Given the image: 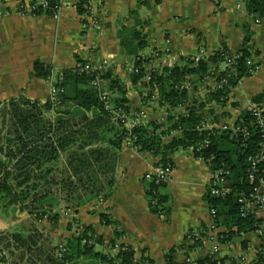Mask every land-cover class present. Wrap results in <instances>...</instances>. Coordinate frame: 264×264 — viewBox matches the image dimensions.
I'll return each instance as SVG.
<instances>
[{"label": "crops", "instance_id": "crops-1", "mask_svg": "<svg viewBox=\"0 0 264 264\" xmlns=\"http://www.w3.org/2000/svg\"><path fill=\"white\" fill-rule=\"evenodd\" d=\"M35 1L0 0V108L13 98L40 104L50 101L51 84L35 76L33 65L44 64L56 75L62 69L74 68L77 59L109 69L126 87L131 109L140 108L143 103L138 98L139 83L134 85L131 81L135 56L127 53L123 44L133 31L144 36L146 47L138 54L151 59L145 65L149 69L182 66L195 58L205 61L223 48L234 55L244 46H252L259 52L253 58V62L259 63L258 70L231 88L227 106L217 108L216 114L225 113L220 123L231 126L240 110L252 105L259 94L263 95L264 108V18L256 22L258 17L246 9L248 0H83L88 8L83 6L82 15L77 10L79 0H65L51 14L31 9ZM215 87V79L206 77L192 91L203 99ZM231 103L239 107L232 108ZM67 106L69 110L74 107L71 103ZM155 114L148 120L164 125L165 113ZM44 118L53 121V111L44 113ZM171 160L172 172L162 190L167 195L168 218L150 212L145 193L149 182L146 175L155 174L158 160L127 143L120 148L111 194L102 204H87L75 211L58 207L42 219L36 218L35 212L21 210L20 205L0 207V250L8 264L17 263L12 254H23L22 249H15L18 244L12 236H47L54 251V246L72 236L76 227H91L103 241L98 247L101 252L109 253L107 246L112 241L130 246L136 264H165L171 249L175 264H183L186 258L196 262L206 256L216 261L245 258L250 264L257 259L260 248L264 256V225L261 232L241 234L226 244L218 243L216 238L209 240L213 220L205 196L210 170L203 160L185 151L175 152ZM62 166V155L56 161L44 163L35 171L36 180L26 185L53 187V182L59 181ZM259 189L264 195V182ZM32 196L31 193L25 201ZM102 214L109 224L101 220ZM257 217L264 221V210ZM70 224L73 230L68 227ZM201 228L207 229V238L199 249L189 250L188 234ZM220 231L218 228L216 232ZM2 237L7 247L1 243ZM110 252L114 255L115 250Z\"/></svg>", "mask_w": 264, "mask_h": 264}, {"label": "trees", "instance_id": "trees-1", "mask_svg": "<svg viewBox=\"0 0 264 264\" xmlns=\"http://www.w3.org/2000/svg\"><path fill=\"white\" fill-rule=\"evenodd\" d=\"M84 5L85 2L79 0L77 10L81 15L85 11ZM55 6V0H51L46 12L51 14ZM246 9L250 14L264 18V0H248ZM129 35L131 38H124L123 44L128 48L127 53L135 56L132 84L139 83L142 89L148 91V97L155 93L154 97H158L160 105L168 111L180 110V113L167 117L169 126L166 128L158 122L143 120L128 125L132 109L126 87L113 77L109 69L84 70L85 66L92 67V64L77 59L74 68L62 69L55 75L53 86L58 92L59 106L52 101L40 104L13 98L0 108V125L6 126L4 135L0 129V207L20 205L21 210L35 212L36 218L42 219L45 213L61 207L62 203L65 210L75 211L92 201L107 199L114 184L122 142L129 139L130 147L147 152L158 160L157 168L173 167L172 154L185 151L203 160L210 172L217 174V180L223 181L218 186V195H212L210 189L205 196L214 211L212 225L216 231L221 229L216 232L218 243L226 244L241 234L261 232L264 221L252 212L242 216V204L238 200L248 198L264 176V160H258L264 152L263 95L259 94L252 100V105L261 108L260 113L242 109L231 126H218L226 114H216L217 108L227 106L231 88L242 78L250 76L259 65L253 62L259 52L248 45L232 55L223 48L205 61L187 60L184 65L169 69H146L145 65L151 59L138 54L146 47L144 36L139 31ZM222 64H225L224 70L220 69ZM33 72L43 80L52 76L51 69L41 63L33 65ZM190 77L198 80L212 77L216 87L203 100L191 101L189 86L184 85ZM104 92L108 94L109 109L105 108L102 100ZM69 103L74 106L72 110L67 106ZM63 107H66L65 110ZM231 107L239 106L231 103ZM52 111L53 121L46 120L44 113ZM120 111L126 117L121 116ZM61 155L64 166L58 173L59 181L53 182V187L26 185L36 180L37 169L46 162L60 159ZM11 164L13 170H10ZM49 174L50 171H47L46 175ZM250 174L254 179L252 182L248 178ZM148 181L145 193L150 212L168 218L167 195L162 193L165 182L155 178ZM31 193L30 201H25ZM100 218L110 223L104 214ZM68 227L71 229V225ZM12 237L18 244L15 249L23 250L21 257H26L24 255L36 245L31 235L17 234ZM204 238H207L206 228L190 232L188 249L200 248ZM102 245L101 237L91 227L79 228L65 241V251L60 256L55 254L56 258L47 260V264H81L82 261L136 264L130 246L112 241L107 246L115 250L112 255L95 250L96 246ZM54 250L57 253L59 248ZM261 250L251 264L264 262ZM173 251H168L166 264H175L170 257ZM2 261L0 257V263ZM224 262L206 256L197 260L196 264Z\"/></svg>", "mask_w": 264, "mask_h": 264}, {"label": "rangeland", "instance_id": "rangeland-1", "mask_svg": "<svg viewBox=\"0 0 264 264\" xmlns=\"http://www.w3.org/2000/svg\"><path fill=\"white\" fill-rule=\"evenodd\" d=\"M93 30H96V28L94 27L93 28ZM91 65V64H90ZM184 65V64H183ZM250 65V64H249ZM105 68V67H104ZM147 69H149V67H146ZM258 68H259V66H257L256 68H255V70L253 71V73H255L257 70H258ZM220 69L221 70H224L225 69V64H222L221 66H220ZM53 79L55 78V75L53 74ZM200 81H202V80H198V78H193V77H190V78H188V81L186 82V83H184V85H186V86H189V92H190V100L191 101H194V100H197L198 102H199V100H203V99H201V97H199L200 95H197L196 93L197 92H193L192 90L193 89H197V84L200 82ZM99 83L100 84H102L103 82L102 81H99ZM104 84V83H103ZM137 93H138V98H139V100H140V102L141 103H143V105H141V107L140 108H136V107H134V108H132V110H130V113H129V115H128V118L131 120L130 122H129V124H131V125H134V123H137V122H139V121H141V120H143V121H149L148 119L150 118V117H153V116H156V112L157 113H160V114H163V113H165V115H164V117H166L167 118V116H173L174 115V113L175 114H177V113H180V110H167L166 111V107H162L161 105H160V102H159V99H158V97H154V94L155 93H153V96L151 95V97H148L147 96V94H148V91L147 90H145V89H142L140 86H139V88H138V91H137ZM203 95H204V93H202ZM204 97V96H203ZM143 107H145V109L144 110H142V108ZM248 107H250V106H248ZM247 107V108H248ZM150 111H149V110ZM143 111V112H142ZM146 114V115H145ZM150 116V117H149ZM165 118V119H166ZM129 119H128V121H129ZM161 123V122H160ZM223 125V123H220L218 126H222ZM164 128H166L167 126H169V123H168V121L166 120V122H164ZM209 126H210V124H209ZM212 126H215V125H212ZM5 128H6V126H5V124H2L1 125V134L2 135H4L5 134ZM125 143H127V144H129V139H125V140H123V142H122V145L123 144H125ZM211 184H212V180H211V176H210V178H209V181H208V185H207V192L206 193H208V191L210 190V187H211ZM104 202V200L103 199H99V200H97V201H92L91 203H89V204H92V203H97V205H100V204H102ZM62 203V202H61ZM62 205H64L63 203H62ZM61 205V208L62 209H64V206H62ZM47 213H45V215H46ZM44 215V216H45ZM257 216V215H256ZM46 217H48V215H46ZM73 224H74V228H75V224H76V221L74 220V222H73ZM71 225V224H70ZM73 228V226L71 225V229ZM73 228V229H74ZM72 229V230H73ZM79 228H75L74 230H75V232H76V230H78ZM31 237H33V236H31ZM50 238H47V236L46 237H44V235H41V237H39V236H36V237H34V238H32V240H34V241H36V245H35V247H33V249L32 250H34L33 252H32V254L28 257V258H24L23 256L21 257V258H19V256L18 255H20L18 252H16V254H12V257H14V259H16V261H17V264H47V260H49V259H55L56 258V256H58V252L56 253V251L57 250H54V252H53V249H52V247L50 246V241L51 240H49ZM67 239H65L64 240V242H61V243H58V244H56L57 246L56 247H58V248H60V247H63V245H64V243H65V241H66ZM4 242V243H3ZM1 243L2 244H4V246L5 247H7V245H6V242L3 240V237L1 238ZM99 246H96L95 247V249L97 248V251L98 252H101V250H100V248H98ZM54 248H55V246H54ZM111 249H116V248H111ZM199 249V248H198ZM104 250V249H103ZM108 250H110L109 249V247H108ZM111 251V250H110ZM109 251V253H112V252H110ZM214 252V251H213ZM9 253V252H8ZM101 253H105V252H101ZM108 253V254H109ZM215 253V252H214ZM18 254V255H17ZM55 254H56V256H55ZM105 254H107V253H105ZM188 258H186L185 260H184V263L183 264H186V260H187ZM240 258H238L237 259V261L239 260ZM192 260V259H191ZM194 263H196L194 260H192ZM15 264H16V262H15ZM166 264V263H165ZM223 264H237V262L236 261H234V260H226Z\"/></svg>", "mask_w": 264, "mask_h": 264}, {"label": "built area", "instance_id": "built-area-1", "mask_svg": "<svg viewBox=\"0 0 264 264\" xmlns=\"http://www.w3.org/2000/svg\"><path fill=\"white\" fill-rule=\"evenodd\" d=\"M50 2H51V0H36L34 2V4L30 6V8L33 10L38 9V8L41 10H47L50 7ZM55 2H56V6L54 9H52V11H51L52 13L56 12L59 9V7L61 5H63L65 0H55ZM84 7L88 8V5L85 4ZM260 19H262V18L258 17L256 19V22H259ZM91 20L95 21L96 26L98 27L97 21L94 18H91ZM198 60H201V59H199V58L192 59L193 62H197ZM103 69H104V66L102 64L92 65V67L91 66H85L84 67V70H90V71H95V70L102 71ZM252 73H253V71H252ZM52 76H53V74H52ZM52 76L48 79L50 84H51V99H50V101H52L56 106H59L60 100H59L58 95H57L58 92L53 86L54 79ZM102 100L105 102V108L109 109V105H108L109 99H108L107 92H104L102 94ZM247 109H252V111L255 112L256 114H258L262 111L261 108L255 106V105H250V107H248ZM263 110H264V108H263ZM119 114H121V116H124L121 113V111L119 112ZM124 117H126V116H124ZM262 119L263 118H261V120ZM134 124H136V123H134ZM223 128H225V127H223ZM258 160H264V152L261 153V156H260V158H258ZM171 172H172V167H170V166H167L164 168H157L155 174H153V175L147 174L146 179L150 180L152 178H155L157 181L166 182L168 180ZM210 176H211V180H212L210 191H211L212 195L216 196L220 193L218 186L223 181L220 178L219 179L221 181L217 180V178H216L217 174H212L210 172ZM248 178H249L250 182H252L254 180L253 176L251 174L248 176ZM263 182H264V176L261 179H259L258 185H256L253 188L252 193L250 194V196L248 198H241L238 200L239 203L242 204V214H241L242 216L246 215V213H248V212H252L256 216V215H258L260 210H264V195L260 192V189H259L260 185ZM222 191L223 190H221V192ZM210 214H211V216H213L214 211L210 210ZM210 232H211V235H210L209 240L214 241L216 238V229L213 227V225L210 227ZM64 251H65L64 248L60 247L59 251H58V256H60L61 253H63ZM216 251L217 250L215 248L214 252H216ZM0 257L3 258V261L0 264H8L7 257L3 253V251H1ZM236 262H237V264H247V260L245 258H240L238 261L236 260ZM251 263L252 262H250V264ZM186 264H196V263H194L190 258H188L186 260ZM257 264H264V262L257 263Z\"/></svg>", "mask_w": 264, "mask_h": 264}]
</instances>
